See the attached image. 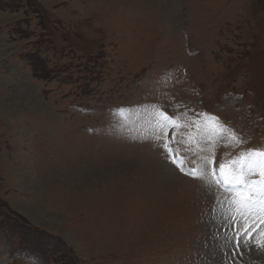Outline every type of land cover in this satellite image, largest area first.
<instances>
[{
    "label": "rangeland",
    "instance_id": "rangeland-1",
    "mask_svg": "<svg viewBox=\"0 0 264 264\" xmlns=\"http://www.w3.org/2000/svg\"><path fill=\"white\" fill-rule=\"evenodd\" d=\"M163 108L203 178L171 163ZM237 139L264 152V0H0V264H264L209 173Z\"/></svg>",
    "mask_w": 264,
    "mask_h": 264
},
{
    "label": "snow or ice",
    "instance_id": "snow-or-ice-1",
    "mask_svg": "<svg viewBox=\"0 0 264 264\" xmlns=\"http://www.w3.org/2000/svg\"><path fill=\"white\" fill-rule=\"evenodd\" d=\"M159 127L161 137L167 138L169 127H178L177 122L163 113H159ZM170 141L165 142L164 147L173 155L176 150L169 147ZM174 163H183L182 158H174ZM210 161H205V165ZM181 167V171H183ZM259 174V180L250 177ZM187 174L203 178L204 169L191 170ZM213 183L222 186L228 193V202L231 211L226 221L232 229L231 239L236 241V247L253 241L257 246L264 245V229L256 223L264 224V152H249L242 154L230 164H221L218 171L211 172Z\"/></svg>",
    "mask_w": 264,
    "mask_h": 264
}]
</instances>
